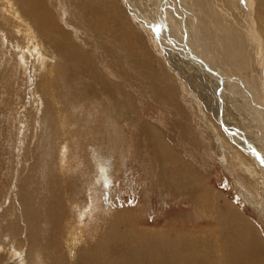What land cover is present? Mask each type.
Masks as SVG:
<instances>
[{
	"label": "rangeland",
	"instance_id": "1",
	"mask_svg": "<svg viewBox=\"0 0 264 264\" xmlns=\"http://www.w3.org/2000/svg\"><path fill=\"white\" fill-rule=\"evenodd\" d=\"M37 1L0 0V264H264V0Z\"/></svg>",
	"mask_w": 264,
	"mask_h": 264
},
{
	"label": "bare ground",
	"instance_id": "2",
	"mask_svg": "<svg viewBox=\"0 0 264 264\" xmlns=\"http://www.w3.org/2000/svg\"><path fill=\"white\" fill-rule=\"evenodd\" d=\"M36 1V0H35ZM39 1V0H38ZM37 1V2H38ZM233 1V0H232ZM33 2V1H32ZM263 2V1H262ZM129 7H131L130 5H128ZM174 8V7H173ZM179 10V9H178ZM154 12V11H153ZM157 12V11H156ZM158 12H160L161 13V11H158ZM164 12V11H163ZM259 12V11H258ZM262 13H259L260 15H261V21L264 23V14H263V11H261ZM130 13L133 15V16H135V14L134 13H136V14H138L139 15V13L140 12H138L136 9H132L131 8V11H130ZM141 14V13H140ZM180 14V13H179ZM165 15H166V13H165ZM141 16V15H140ZM167 18V17H166ZM169 18V17H168ZM167 18V19H168ZM154 20V19H153ZM158 21V20H157ZM167 22V21H166ZM152 23V22H151ZM170 24V23H169ZM156 26H157V24H155ZM154 26V25H153ZM182 27V26H181ZM264 27V26H263ZM159 31H161V30H159ZM158 31V32H159ZM227 31V33H229V30H226ZM160 33V32H159ZM160 34H162V32L160 33ZM228 42L230 43V45H231V50H230V53L229 54H227V56L229 57V58H231L232 60H233V62L234 63H236V62H239V61H242V59H244V58H246L247 56H248V54H247V52H246V50H243V49H241V50H237L235 47H234V49L232 48L233 47V45L235 44V43H237L233 38H230L229 40H228ZM223 48V47H222ZM224 49V48H223ZM194 50V49H193ZM227 51V50H226ZM193 52V51H192ZM191 52V53H192ZM261 53H262V55H264V51H261ZM169 55V54H168ZM167 55V56H168ZM190 55V54H189ZM199 56V55H198ZM258 56H260V53L258 54ZM171 57V55H169V57L168 58H170ZM190 57V56H189ZM188 57V60H191V61H193V62H197V64H198V67L200 66V70L201 71H203V72H206V68L207 67H209V66H207L205 63H203L204 62V60L202 59V58H200V59H202L203 61H200L199 59H197V58H194L193 57V59H191V58H189ZM201 57V56H200ZM170 61V60H169ZM246 61V60H245ZM248 61V60H247ZM250 62V61H249ZM171 63V62H170ZM192 63V62H191ZM207 66V67H206ZM174 67V66H173ZM244 68V67H243ZM210 70H212V68L210 67ZM208 76L210 77V78H215V76L212 74V71L208 74ZM223 80V82L224 81H227V80H229L228 78H225V77H223L222 79H221V81ZM243 86V85H242ZM247 90V89H246ZM242 91V90H241ZM201 93V92H200ZM240 94V93H239ZM253 95V94H252ZM212 99V98H211ZM215 100V99H214ZM214 103V102H213ZM236 104V103H235ZM249 106V105H248ZM215 107H216V109L214 108V117L215 116H217L218 115V112H217V107L219 108L220 107V105L219 104H217L216 103V105H215ZM221 108V107H220ZM222 109V108H221ZM253 110V109H252ZM223 113V112H222ZM260 116V115H259ZM223 126V125H222ZM235 138V137H234ZM239 141V140H238ZM234 142H236V141H234ZM239 142H241V143H243L244 145H247V143L244 141V140H242V141H239ZM248 142V141H247ZM241 145V148H243L244 150H246L247 152H249V149H251V151H254L253 150V148H250L249 146H248V149L244 146V145ZM252 147H254V146H252ZM261 150H263V149H261ZM256 154H257V156H258V158H259V154H260V152L258 153L257 151H256ZM254 156V155H253ZM255 158L257 159V157L255 156ZM103 181L105 182V183H109V176L107 175V174H105L103 177ZM172 181V180H171ZM174 181V180H173ZM173 181H172V183H173ZM227 249H228V247H227ZM233 251H235L236 252V249L235 250H233ZM238 251H239V249H238ZM11 264H15V261L14 262H12Z\"/></svg>",
	"mask_w": 264,
	"mask_h": 264
}]
</instances>
